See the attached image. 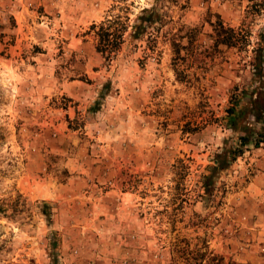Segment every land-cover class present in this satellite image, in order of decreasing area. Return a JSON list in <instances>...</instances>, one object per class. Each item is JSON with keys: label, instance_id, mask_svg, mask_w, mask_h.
<instances>
[{"label": "rangeland", "instance_id": "1", "mask_svg": "<svg viewBox=\"0 0 264 264\" xmlns=\"http://www.w3.org/2000/svg\"><path fill=\"white\" fill-rule=\"evenodd\" d=\"M249 6L0 0V264H264V145L201 188L263 32Z\"/></svg>", "mask_w": 264, "mask_h": 264}, {"label": "trees", "instance_id": "2", "mask_svg": "<svg viewBox=\"0 0 264 264\" xmlns=\"http://www.w3.org/2000/svg\"><path fill=\"white\" fill-rule=\"evenodd\" d=\"M247 1L250 3L249 7L253 14L259 13L264 7V0ZM147 12L144 9L141 10L137 17L140 23L133 26L134 33L140 34L146 25L151 23L150 17L143 15ZM89 28L94 29L95 25L92 24ZM212 30L215 46L236 47L239 44L238 41L242 40L237 32L231 28H225L219 20L212 25ZM262 30L263 32L258 35L256 47L251 49L250 56H247V60L244 61L245 68L249 69L248 81L241 87L234 85L230 90L229 104L225 109L222 125L229 130L231 137L225 139L219 151L212 155L210 165L206 169L207 174L201 177L203 198L208 199L213 194V183L217 175L241 156L246 149H257L264 145V55L260 47L264 42V27ZM95 35L96 50L107 51L110 54L119 46L122 31L111 32L109 27H103V24H100ZM175 47L178 46L175 45ZM177 49H174L176 54ZM45 207L43 204L42 209ZM51 248H55L54 241L51 242Z\"/></svg>", "mask_w": 264, "mask_h": 264}]
</instances>
